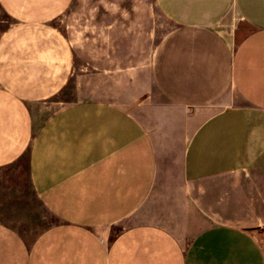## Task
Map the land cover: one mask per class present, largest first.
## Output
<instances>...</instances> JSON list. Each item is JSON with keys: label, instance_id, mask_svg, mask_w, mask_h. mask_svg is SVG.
Instances as JSON below:
<instances>
[{"label": "crops", "instance_id": "crops-1", "mask_svg": "<svg viewBox=\"0 0 264 264\" xmlns=\"http://www.w3.org/2000/svg\"><path fill=\"white\" fill-rule=\"evenodd\" d=\"M75 2L0 0V264H264V0H153L131 77Z\"/></svg>", "mask_w": 264, "mask_h": 264}, {"label": "rangeland", "instance_id": "rangeland-1", "mask_svg": "<svg viewBox=\"0 0 264 264\" xmlns=\"http://www.w3.org/2000/svg\"><path fill=\"white\" fill-rule=\"evenodd\" d=\"M73 13L75 14V24L80 25V33L82 35L85 34V36L70 39L74 43V46L86 48L85 58L87 59V47L90 44L104 46L107 43L108 45H116L118 47L127 45L129 47L130 77L137 72L135 69L148 65L151 49L159 42L169 28L168 22L159 15L153 4V0H76L70 9V14ZM90 14H93L92 16L96 14L98 29L99 27L104 29L107 24L115 33L120 29L125 30L127 28L129 32L135 31L139 35L138 37H130L127 40L119 37L88 38L90 25L88 16ZM3 18L9 22L8 19ZM235 40H239V37ZM132 46L134 50L138 51V54L130 52ZM142 50L144 54H140ZM81 83L82 98H90L89 86L86 84L87 80L86 83H83L82 79ZM105 85L101 83L100 86L104 88ZM107 85L110 89L112 88L111 82L108 81ZM9 225L16 227L13 223H9Z\"/></svg>", "mask_w": 264, "mask_h": 264}]
</instances>
